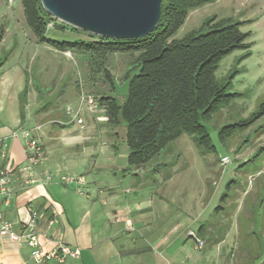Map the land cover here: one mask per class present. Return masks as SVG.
<instances>
[{
	"label": "crops",
	"instance_id": "crops-1",
	"mask_svg": "<svg viewBox=\"0 0 264 264\" xmlns=\"http://www.w3.org/2000/svg\"><path fill=\"white\" fill-rule=\"evenodd\" d=\"M24 67L20 60L13 65L0 50V143L6 144L2 165L12 172L9 199L0 194V214L13 233L19 234L29 211H35L39 214L35 232L43 251L58 243L80 250L77 260L64 264H204L208 241L202 250L191 244L197 257L188 253L187 245L190 234L203 238L198 227L211 216V208L204 198L198 203L179 200L182 189L172 194L171 183L178 175L173 164L130 168L126 129L109 123L99 97L98 109L85 113L82 126L61 122L63 105L41 109L44 91L53 97L59 88L53 92L43 87L42 71L36 76ZM81 88L69 90L65 104L77 101ZM25 132L38 141L44 154L30 174L20 173L26 164ZM45 173L52 176L50 182L23 184L28 177ZM60 176L83 177L84 184L64 185ZM230 236L227 230L210 245L221 255ZM32 253L24 242L0 236V264H31Z\"/></svg>",
	"mask_w": 264,
	"mask_h": 264
},
{
	"label": "rangeland",
	"instance_id": "rangeland-1",
	"mask_svg": "<svg viewBox=\"0 0 264 264\" xmlns=\"http://www.w3.org/2000/svg\"><path fill=\"white\" fill-rule=\"evenodd\" d=\"M5 1L6 4L4 0H0L2 55L11 60L13 65L19 60L22 65L25 63L27 74L34 72L37 76L42 71L43 77L40 80L43 87H49L53 92L59 88L53 97H48L50 92L47 90L42 92V110L63 105L60 121L78 126L76 117L83 121L88 109L80 103L81 94L75 100L76 103L65 104L69 90L76 91L77 88L80 92L81 86L82 93L92 95L97 100L103 94L114 95L118 101L123 100L127 92V84L123 83L124 76L129 66L135 62L136 54H115L105 59L103 68L116 85L112 92L96 63L86 64L72 53L59 52L46 44H38L26 24L21 1ZM212 16L239 21L240 30L250 34L247 40V43L252 44L250 56L239 61L243 52L236 51L220 63L216 72V78L224 80L231 72L237 71L232 79V90L242 93L243 96L227 109L217 112L209 123L204 124L214 146L212 152H200L193 137L182 135L160 153L161 160L157 156L148 164L153 166L165 161L173 164L172 170L178 175L171 183L172 194L177 189H182L179 200L186 198L198 203L204 198V202L211 208V216H206L198 227L204 233L203 238L194 234L204 245L208 241L203 250L204 264H264V113L255 118L251 127L242 134H234L224 143L217 137V132L223 125L245 120L262 111L264 0H217L192 10L173 39H182L191 31L199 30L203 21ZM48 28L49 34L58 39L86 37L77 33L75 35L70 26L59 21L49 24ZM30 79L31 75H28V80ZM33 85L39 86L35 76ZM83 110L85 111L82 112ZM245 139L249 143L242 146ZM239 146L242 148L238 149ZM224 157L229 160L226 164L221 163ZM179 167L184 169L180 170ZM203 190L208 191L207 196ZM208 230H212L213 234H208ZM227 230L231 233L230 243L225 245L224 252L220 255L210 243L222 238ZM188 242V253L197 257L198 253L191 247L192 243L195 244L194 237L188 238Z\"/></svg>",
	"mask_w": 264,
	"mask_h": 264
},
{
	"label": "trees",
	"instance_id": "trees-1",
	"mask_svg": "<svg viewBox=\"0 0 264 264\" xmlns=\"http://www.w3.org/2000/svg\"><path fill=\"white\" fill-rule=\"evenodd\" d=\"M20 1L26 24L38 44L72 53L86 64L96 63L112 92L116 85L103 68L105 59L115 54L137 55L124 76L127 92L123 101L113 95L99 97L109 123L122 124L126 129L130 168L144 166L182 135L193 137L200 152L214 150L204 124L243 96L232 90L237 71L224 80H218L216 72L220 63L236 51L243 52L239 61L250 56V34L240 30L239 21L212 16L203 21L199 30L179 40L173 37L190 11L217 0H162L156 29L135 40L101 38L72 27L75 35L86 37L58 39L49 34L48 28L57 20L42 9L40 0ZM261 109L253 114L255 117L223 125L217 132L218 139L224 143L234 134L247 131L255 118L264 113V105ZM247 143L249 140L245 139L241 145Z\"/></svg>",
	"mask_w": 264,
	"mask_h": 264
},
{
	"label": "water",
	"instance_id": "water-1",
	"mask_svg": "<svg viewBox=\"0 0 264 264\" xmlns=\"http://www.w3.org/2000/svg\"><path fill=\"white\" fill-rule=\"evenodd\" d=\"M162 0H40L53 19L106 39L135 40L157 27Z\"/></svg>",
	"mask_w": 264,
	"mask_h": 264
},
{
	"label": "built area",
	"instance_id": "built-area-1",
	"mask_svg": "<svg viewBox=\"0 0 264 264\" xmlns=\"http://www.w3.org/2000/svg\"><path fill=\"white\" fill-rule=\"evenodd\" d=\"M81 105H85L89 112L93 113L98 109L99 102L92 96L87 95L81 92L80 95ZM100 121H103L100 120ZM76 123L82 126L83 121L76 117ZM25 140V157L26 164L21 167L20 173L30 174L42 163L44 154L41 145L38 141L24 133ZM6 160V144L0 143V194L7 201L11 195V191L8 189V184L11 181L12 172L5 168L2 163ZM229 160L227 157L221 159L222 164L228 163ZM52 176L48 173L42 175H33L28 177L23 181L25 186H30L34 184H44L50 182ZM59 182L64 185L69 184H84L83 177H68L60 176ZM39 218V214L35 211H29V218L27 222L22 226L21 232L19 234L13 233L11 229V224L4 221L2 215L0 214V236H6L11 241L22 244L23 242L32 249V261L31 264H64L69 260H77L80 257V250L75 247L67 246L63 243H58L52 250L43 251L40 246L39 235L35 232L36 222ZM52 225V222L49 223V226ZM191 237H194V242L197 250H202L204 243L195 237L193 234H190Z\"/></svg>",
	"mask_w": 264,
	"mask_h": 264
}]
</instances>
